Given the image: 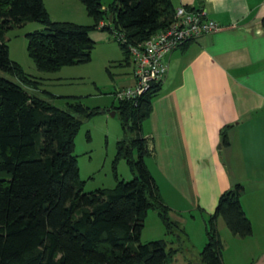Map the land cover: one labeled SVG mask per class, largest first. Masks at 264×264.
<instances>
[{
  "label": "trees",
  "instance_id": "obj_1",
  "mask_svg": "<svg viewBox=\"0 0 264 264\" xmlns=\"http://www.w3.org/2000/svg\"><path fill=\"white\" fill-rule=\"evenodd\" d=\"M77 1L92 19L91 26L53 22L43 0H0V264H171L180 247L164 240L140 241L150 210L157 211L167 235L177 228L145 164L147 141L141 137L160 84L111 108L119 113L123 132L114 159L116 185L85 193L74 156L75 138L82 118L99 109L73 103L63 111L29 95L26 88L35 89L39 82L9 59L3 36L27 22L41 24L44 30L26 35L28 56L39 72L90 62L94 30L112 34L123 62L129 64V48L168 28L176 9L170 0H113L105 9L101 0ZM229 129L221 131L223 147L229 146ZM121 159L133 176L127 182L116 175L115 164ZM242 192V185L231 186L207 217L201 264H223L219 219L233 236L252 235ZM179 239L173 236L176 244Z\"/></svg>",
  "mask_w": 264,
  "mask_h": 264
},
{
  "label": "crops",
  "instance_id": "obj_2",
  "mask_svg": "<svg viewBox=\"0 0 264 264\" xmlns=\"http://www.w3.org/2000/svg\"><path fill=\"white\" fill-rule=\"evenodd\" d=\"M170 1L204 10L222 29L165 58L166 77L141 126L145 164L179 212L209 216L224 191L242 185L252 235L233 236L219 219L222 262L264 264V0Z\"/></svg>",
  "mask_w": 264,
  "mask_h": 264
},
{
  "label": "rangeland",
  "instance_id": "obj_3",
  "mask_svg": "<svg viewBox=\"0 0 264 264\" xmlns=\"http://www.w3.org/2000/svg\"><path fill=\"white\" fill-rule=\"evenodd\" d=\"M112 1L101 0L104 9ZM43 3L53 22L92 25V19L77 0H43ZM42 30L44 27L37 22H27L7 30L3 40L8 46L9 59L17 63L26 75L39 82L35 89L26 88L29 95L63 111H68L69 104L73 103H79L91 110L99 109L98 114L82 118L80 130L75 138L74 156L80 180L84 182L85 193L99 189L112 190L116 185L114 159L117 154V142L123 137L120 115L111 109L117 104L113 93L130 87L134 70L132 60L128 61L129 65L123 62L122 52L112 34L94 30L90 32V38L94 42L90 62L63 67L56 72H39L28 56L26 35ZM4 76L18 82L15 78ZM115 168L118 180L127 182L132 179L130 167L124 159L119 160ZM156 185L161 198L166 194L164 197L167 199L168 187L163 185L159 178ZM171 203L172 208L168 206V218L177 226L173 229L174 235H167L157 211L150 210L140 241L147 243L164 240L168 244L172 243L170 247H180L171 264H201L199 253L207 242L205 225L208 216L198 213L197 210L179 212L177 204ZM176 235L180 238L177 244L173 241V236Z\"/></svg>",
  "mask_w": 264,
  "mask_h": 264
},
{
  "label": "built area",
  "instance_id": "obj_4",
  "mask_svg": "<svg viewBox=\"0 0 264 264\" xmlns=\"http://www.w3.org/2000/svg\"><path fill=\"white\" fill-rule=\"evenodd\" d=\"M222 27L209 19L204 10H190L178 7L173 23L165 30L153 35L138 48L130 47L134 65V84L114 93L116 101L135 100L161 84L166 77L168 66L165 58L176 50L220 31ZM121 39V38H120Z\"/></svg>",
  "mask_w": 264,
  "mask_h": 264
},
{
  "label": "water",
  "instance_id": "obj_5",
  "mask_svg": "<svg viewBox=\"0 0 264 264\" xmlns=\"http://www.w3.org/2000/svg\"><path fill=\"white\" fill-rule=\"evenodd\" d=\"M111 18V17H110ZM114 115V113L112 114V116Z\"/></svg>",
  "mask_w": 264,
  "mask_h": 264
}]
</instances>
